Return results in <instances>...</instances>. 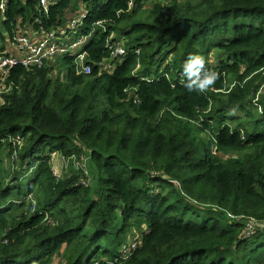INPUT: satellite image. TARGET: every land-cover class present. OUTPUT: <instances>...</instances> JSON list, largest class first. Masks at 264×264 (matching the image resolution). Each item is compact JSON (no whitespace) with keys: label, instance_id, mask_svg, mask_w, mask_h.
<instances>
[{"label":"trees","instance_id":"obj_1","mask_svg":"<svg viewBox=\"0 0 264 264\" xmlns=\"http://www.w3.org/2000/svg\"><path fill=\"white\" fill-rule=\"evenodd\" d=\"M79 1L1 14V40L83 13L71 35L93 37L91 73L64 56L5 81L0 264H264V0ZM193 53L217 74L204 93L181 83ZM56 156L88 157V175Z\"/></svg>","mask_w":264,"mask_h":264},{"label":"built area","instance_id":"obj_2","mask_svg":"<svg viewBox=\"0 0 264 264\" xmlns=\"http://www.w3.org/2000/svg\"><path fill=\"white\" fill-rule=\"evenodd\" d=\"M9 0H0V13L6 12ZM58 0H40V6L46 12L48 8ZM84 13L72 18L66 28L57 31H49L40 36L20 34L13 40L16 47L0 52V94L4 92L5 81L17 66L42 67L44 63L51 59L62 57H73L76 72L78 74H89L92 66L86 62L87 52L83 49L88 40L85 35L72 37V33L78 32L82 25ZM111 55L120 57L126 54V48L121 45H112ZM139 53V51H138ZM101 66L103 62L99 63ZM113 65H109L112 68ZM58 174V172L56 171ZM59 175V174H58Z\"/></svg>","mask_w":264,"mask_h":264},{"label":"rangeland","instance_id":"obj_3","mask_svg":"<svg viewBox=\"0 0 264 264\" xmlns=\"http://www.w3.org/2000/svg\"><path fill=\"white\" fill-rule=\"evenodd\" d=\"M77 1V2H76ZM74 2H76V5H77V10H81V1L79 0H74ZM3 18L4 16L1 15L0 13V34L1 35H4L6 36V29L4 28V25H3ZM93 37V35H91L89 38H88V41L89 39ZM11 41V43H10ZM0 45L1 46H4L5 49L8 51L10 49H12L13 47L15 48L16 45L14 44V42L12 40H9V39H5V40H1L0 38ZM216 59V54H213V56L211 57V59L209 60L211 64H214L215 63V60ZM58 67L61 69V71H65L67 66L63 63L62 61V58H59V63H58ZM3 90V87L0 88V91ZM0 100H1V96H0ZM1 102V101H0ZM54 168L55 170L58 172V174H66V173H69V172H72V171H80V170H83L87 175H88V170H89V164H90V161L88 159V157H85L83 160L82 159H79L77 156H72V157H62V156H56L54 158ZM16 168V167H14ZM8 169V168H7ZM89 174H90V171H89ZM11 173L8 174V172H3L1 173L0 175V185H4L6 183H11L12 180H11ZM20 182L25 185L27 183V177H22ZM85 183H88V184H92L94 185L95 184V180L93 177L89 178L87 181H85ZM34 208V205L32 206V209ZM140 236H141V231L138 230L137 227L134 228V231H133V235L131 236V241H130V246H137L138 242H139V239H140Z\"/></svg>","mask_w":264,"mask_h":264},{"label":"clouds","instance_id":"obj_4","mask_svg":"<svg viewBox=\"0 0 264 264\" xmlns=\"http://www.w3.org/2000/svg\"><path fill=\"white\" fill-rule=\"evenodd\" d=\"M181 75L184 78L181 83L189 92L204 93L217 79V74L206 67L205 59L198 53L186 57Z\"/></svg>","mask_w":264,"mask_h":264}]
</instances>
